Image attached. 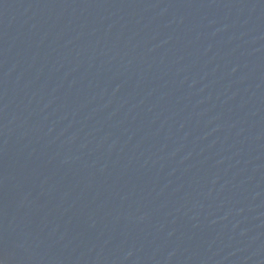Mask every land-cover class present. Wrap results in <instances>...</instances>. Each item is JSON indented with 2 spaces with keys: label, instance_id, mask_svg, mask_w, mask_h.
<instances>
[{
  "label": "water",
  "instance_id": "obj_1",
  "mask_svg": "<svg viewBox=\"0 0 264 264\" xmlns=\"http://www.w3.org/2000/svg\"><path fill=\"white\" fill-rule=\"evenodd\" d=\"M0 264H264V0H0Z\"/></svg>",
  "mask_w": 264,
  "mask_h": 264
}]
</instances>
